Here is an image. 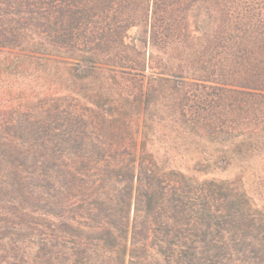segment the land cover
Here are the masks:
<instances>
[{
  "label": "trees",
  "instance_id": "1",
  "mask_svg": "<svg viewBox=\"0 0 264 264\" xmlns=\"http://www.w3.org/2000/svg\"><path fill=\"white\" fill-rule=\"evenodd\" d=\"M258 201L264 0H0V264H264Z\"/></svg>",
  "mask_w": 264,
  "mask_h": 264
},
{
  "label": "rangeland",
  "instance_id": "2",
  "mask_svg": "<svg viewBox=\"0 0 264 264\" xmlns=\"http://www.w3.org/2000/svg\"><path fill=\"white\" fill-rule=\"evenodd\" d=\"M134 31L131 32V34H133ZM237 177V173L235 170H229L226 172H214V173H210L209 175L206 176V178L208 179H225V180H235ZM248 187V186H246ZM259 204L264 203V202H259Z\"/></svg>",
  "mask_w": 264,
  "mask_h": 264
}]
</instances>
